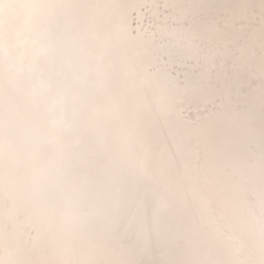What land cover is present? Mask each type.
I'll use <instances>...</instances> for the list:
<instances>
[{"label":"snow or ice","instance_id":"1","mask_svg":"<svg viewBox=\"0 0 264 264\" xmlns=\"http://www.w3.org/2000/svg\"><path fill=\"white\" fill-rule=\"evenodd\" d=\"M0 264H264V0H0Z\"/></svg>","mask_w":264,"mask_h":264}]
</instances>
